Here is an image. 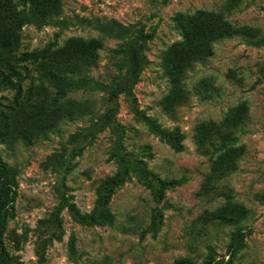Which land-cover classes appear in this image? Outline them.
<instances>
[{
    "label": "rangeland",
    "instance_id": "rangeland-1",
    "mask_svg": "<svg viewBox=\"0 0 264 264\" xmlns=\"http://www.w3.org/2000/svg\"><path fill=\"white\" fill-rule=\"evenodd\" d=\"M14 1L26 78L95 51L70 117L0 87V264H264V0ZM206 15L237 33L183 73L180 20Z\"/></svg>",
    "mask_w": 264,
    "mask_h": 264
},
{
    "label": "trees",
    "instance_id": "trees-1",
    "mask_svg": "<svg viewBox=\"0 0 264 264\" xmlns=\"http://www.w3.org/2000/svg\"><path fill=\"white\" fill-rule=\"evenodd\" d=\"M194 18L195 17H190L189 19L183 18L180 20L185 32L184 42H182L179 47L181 50L175 48L173 51L177 63L181 68L183 67V73L194 67L196 63L203 62L206 58L212 56L214 54L212 44L216 41L237 33V30L235 31L231 25L224 21L222 15H206V24L208 23V25L206 26V30H202L201 32H199ZM198 18L200 20L202 17L198 16ZM22 24V20L17 15V4L15 1L0 0V58L2 59L0 60V87H3L4 90H16V107H20L25 101H31L33 99L35 100L34 103H36L37 99L41 98L43 93L45 94L46 92L48 98L45 97L43 100L39 101L40 103L35 104L37 106L36 108H40L42 111L40 115L47 121L57 120L63 114L70 117L73 112L72 109L68 107L69 105H67L69 101L66 99L63 100V97L68 95L64 93L63 90L61 91V89H64L63 82L67 76L82 74L85 56L91 58L92 55H94L93 51H95V46L90 43L86 45L83 41H69L68 48L65 49L66 59L69 60V62L57 64L52 61L47 63L43 60L41 63L36 60L35 63L38 64L34 67L35 76L31 75L26 78L22 72V69L26 67L20 63L25 62L29 55L21 53L15 54L17 49H19L18 44L20 42ZM193 31L195 32V36H193ZM90 49H92L91 53ZM134 56H138V54L136 53ZM9 59L14 61L11 63ZM67 64L70 66H67ZM138 69L139 66H136L135 71L137 72ZM26 80L31 81L30 88L26 93L29 96L24 95L23 91V86L27 82ZM54 90H57V92L49 98V93H53ZM34 135L33 133L27 134V132H24L22 137L26 142H31ZM3 188V183L0 182L1 224L3 223L5 203L9 195V190L2 191ZM215 218L227 219L220 215H215Z\"/></svg>",
    "mask_w": 264,
    "mask_h": 264
}]
</instances>
